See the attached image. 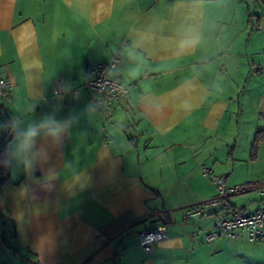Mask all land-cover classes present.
<instances>
[{
    "label": "crops",
    "instance_id": "crops-1",
    "mask_svg": "<svg viewBox=\"0 0 264 264\" xmlns=\"http://www.w3.org/2000/svg\"><path fill=\"white\" fill-rule=\"evenodd\" d=\"M250 1L0 0L12 95L0 264H264V242L207 240L214 215L181 216L216 194L201 164L228 185L264 184V0ZM189 27L200 43L183 47ZM112 53L130 93L103 112L84 82ZM47 118L58 137L39 128ZM229 203L262 206L253 189ZM162 213L167 238L145 253L139 233Z\"/></svg>",
    "mask_w": 264,
    "mask_h": 264
},
{
    "label": "built area",
    "instance_id": "built-area-1",
    "mask_svg": "<svg viewBox=\"0 0 264 264\" xmlns=\"http://www.w3.org/2000/svg\"><path fill=\"white\" fill-rule=\"evenodd\" d=\"M120 62V56L112 53L107 61L96 63L87 69L84 88L91 96L94 107L100 111L104 112L116 101L129 96L130 87L116 75ZM60 91V86H57L55 93L59 94ZM11 100L10 82L7 78L0 77V103H9ZM199 168L201 174L213 184L216 194L211 199L185 206L181 211L182 218L196 221L210 214L214 215V225L206 235L207 240L219 237L229 240L241 230L250 241L264 242V184L228 185L211 167L201 164ZM250 189L255 190L262 201L258 210L249 213L230 205L231 196ZM165 221L166 216L162 213L157 221L139 233V244L145 253H150L155 244L167 238Z\"/></svg>",
    "mask_w": 264,
    "mask_h": 264
},
{
    "label": "clouds",
    "instance_id": "clouds-1",
    "mask_svg": "<svg viewBox=\"0 0 264 264\" xmlns=\"http://www.w3.org/2000/svg\"><path fill=\"white\" fill-rule=\"evenodd\" d=\"M200 43V37L196 33L195 29L189 27L185 30L184 38L182 40L183 47H194ZM39 128L47 129V135L52 137H58L63 131V126L55 122L52 118L45 119ZM37 136V128L29 126L27 132L23 136V140L19 145L22 152H28L34 147V138Z\"/></svg>",
    "mask_w": 264,
    "mask_h": 264
},
{
    "label": "trees",
    "instance_id": "trees-1",
    "mask_svg": "<svg viewBox=\"0 0 264 264\" xmlns=\"http://www.w3.org/2000/svg\"><path fill=\"white\" fill-rule=\"evenodd\" d=\"M3 104L0 103V112L3 113ZM5 118V129L3 131L0 141V189L2 185L8 180V161H9V142L11 140V122L8 116ZM260 140L259 133L255 137V143Z\"/></svg>",
    "mask_w": 264,
    "mask_h": 264
},
{
    "label": "rangeland",
    "instance_id": "rangeland-1",
    "mask_svg": "<svg viewBox=\"0 0 264 264\" xmlns=\"http://www.w3.org/2000/svg\"><path fill=\"white\" fill-rule=\"evenodd\" d=\"M233 3H231L232 5ZM249 6H250V10L251 12H253V9H254V4H253V1L251 0L250 3H249ZM237 8V7H236Z\"/></svg>",
    "mask_w": 264,
    "mask_h": 264
}]
</instances>
